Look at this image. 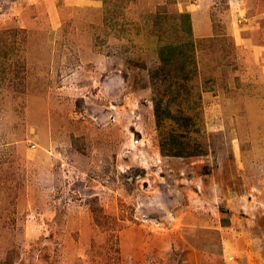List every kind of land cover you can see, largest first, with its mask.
Returning a JSON list of instances; mask_svg holds the SVG:
<instances>
[{
	"label": "rangeland",
	"instance_id": "1",
	"mask_svg": "<svg viewBox=\"0 0 264 264\" xmlns=\"http://www.w3.org/2000/svg\"><path fill=\"white\" fill-rule=\"evenodd\" d=\"M0 264H264V0H0Z\"/></svg>",
	"mask_w": 264,
	"mask_h": 264
},
{
	"label": "trees",
	"instance_id": "2",
	"mask_svg": "<svg viewBox=\"0 0 264 264\" xmlns=\"http://www.w3.org/2000/svg\"><path fill=\"white\" fill-rule=\"evenodd\" d=\"M185 16V19H186V23L188 22V23H190L191 24V22H192V20H191V17H190V14H186V15H184ZM190 24H189V26H188V24H187V27H188V32H190L191 31V26H190ZM186 48V46L184 45V46H180V47H172V46H167V47H164V48H162V51H161V55L162 56H164L163 58L164 59H169L171 56H174V55H176V54H181L180 52V50H183V49H185ZM179 52V53H178ZM160 72H157L156 73V77H159L160 76ZM162 76H168V74H166V73H162L161 74ZM165 78V77H164ZM183 78H186V80L188 81L189 80V78H190V72L189 73H187L186 75H184L183 77H182V79ZM173 85V84H172ZM172 85H170V86H172ZM169 86V87H170ZM170 90H172V88H170ZM180 90L178 89V93L177 94H175V92L172 94V96L169 94V96H171V99H173L174 100V97H178L179 96V94H180ZM167 96V95H166ZM154 110H155V115H156V119H157V121H158V124H161L162 123V121H166V120H171V119H173L174 117H176V115H175V113L172 111V109H171V105H170V103L169 104H165V105H163V101L161 100V99H157V100H155L154 101ZM183 155V153H178V156H182Z\"/></svg>",
	"mask_w": 264,
	"mask_h": 264
}]
</instances>
